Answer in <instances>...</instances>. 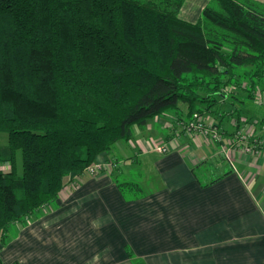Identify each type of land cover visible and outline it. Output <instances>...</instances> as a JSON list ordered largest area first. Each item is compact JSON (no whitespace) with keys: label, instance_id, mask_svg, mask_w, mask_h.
Segmentation results:
<instances>
[{"label":"trees","instance_id":"trees-1","mask_svg":"<svg viewBox=\"0 0 264 264\" xmlns=\"http://www.w3.org/2000/svg\"><path fill=\"white\" fill-rule=\"evenodd\" d=\"M185 1L0 0L1 242L150 119L170 117L185 133L181 120L212 114L220 101L240 114H228L235 129L264 123L244 120L241 106L264 96V3L211 0L191 22L180 16ZM243 84L245 98L230 95ZM225 158L221 171L213 162L202 176V164L194 168L200 182L232 171ZM133 168L113 172L127 199L157 189L155 172Z\"/></svg>","mask_w":264,"mask_h":264},{"label":"crops","instance_id":"crops-1","mask_svg":"<svg viewBox=\"0 0 264 264\" xmlns=\"http://www.w3.org/2000/svg\"><path fill=\"white\" fill-rule=\"evenodd\" d=\"M173 124L158 116L136 127L132 140L105 155L118 161L113 171L84 173L64 187L55 209L14 224L12 240L0 242L4 263L264 264V152L232 150L229 138L226 146L204 134L190 138ZM166 143L167 152L156 149ZM137 157L158 184L129 200L113 172L132 170ZM223 157L232 171L201 183L194 168L213 162L221 171Z\"/></svg>","mask_w":264,"mask_h":264},{"label":"rangeland","instance_id":"rangeland-1","mask_svg":"<svg viewBox=\"0 0 264 264\" xmlns=\"http://www.w3.org/2000/svg\"><path fill=\"white\" fill-rule=\"evenodd\" d=\"M257 1H260L262 3H264V0H257ZM211 2V0H186L185 3H184V6L182 7L181 11H180V16L185 19V20H188V21H191V22H195L198 20V18L201 16L203 10L205 9V7ZM244 85L241 86V87H238L236 89H234L233 92L230 93V95L233 93V94H236L237 96H240L242 98H245L246 95H245V91H244ZM227 87V86H226ZM226 89V88H225ZM258 95H259V98H256V99H252V100H248L246 102V104H242L241 106L244 107L245 111L243 112V118L244 120H246V118L248 119L249 117L252 119V120H257L259 118H262L264 116V106H262L260 104L263 103L264 101V96L258 92ZM260 99V100H259ZM181 106L184 110V112L186 113L187 112V104L182 102L181 103ZM225 108L227 110H230L231 107L229 105L225 106L224 105V109H223V105L221 104V102H217L216 105L213 107V111H210V113L212 114H209V112L207 114H204L205 118L207 119V124L212 126L211 124L209 123H213L215 124L214 126L216 127L215 130L213 131H209V132H206V131H203V132H198V134H204L205 137H207V139L210 140L212 139L211 142H214L217 144L216 141H223L222 143L225 144V136L223 137L222 136V133H223V129H231L233 126L231 124V121H232V117L229 116L228 114L230 115H233V118H237L240 114H235V113H232L230 111H225ZM234 108V107H233ZM216 110V111H215ZM215 111V112H214ZM213 115L217 118H213ZM249 118V119H250ZM242 119V118H241ZM219 120V122H218ZM235 120V119H234ZM222 123V124H221ZM249 123V122H248ZM175 126V125H174ZM256 126V124H254L253 126L252 125H249V126H245L243 128H238V125H237V129L236 128V125H234V128H232V130L228 131L229 133H225L226 135H229L231 134V138H229V142L227 143V146L225 144L226 147H230L233 148L232 150H239L240 152H246V153H253V154H260V153H263L264 152V148H261V147H256L254 148L253 146H250L251 147V150H247V147L244 146V144L242 143L241 144V141L240 139L238 138V136H243V135H247L248 138H253L256 137V133L253 131V128ZM223 128V129H222ZM136 129V128H135ZM234 129V130H233ZM256 129L258 130V133H261V134H264V123L262 124H259L256 126ZM212 132H217L218 133V137L221 138L218 139L217 137H214V136H208L210 133ZM196 134V133H195ZM208 134V135H206ZM190 138H192L193 135H188ZM146 137H149V134L146 135ZM258 137H262V136H258ZM7 139H8V135L7 133L3 132L1 134V139L0 141L2 143H6L7 142ZM230 140H232L231 144H230ZM244 141L247 140V138H244L243 139ZM164 145V144H163ZM245 147V148H244ZM156 149H159V146L156 147ZM161 152V151H160ZM112 158V157H111ZM113 160H110V159H105V157H100L99 158V161L103 164H106L107 166V169L106 170H114V165L113 163L116 162V160L114 158H112ZM139 162H142V161H139ZM211 162V161H209ZM208 162V163H209ZM109 164V165H108ZM213 164L212 162L210 164H205L203 163L201 166H198L196 168V171L198 174L201 175V173H204V172H208L207 170H205L206 167H208L209 165ZM1 168V167H0ZM3 170H8L10 167H2ZM16 169H17V173L18 175H21L22 174V156H21V152L18 151L17 152V157H16ZM134 169V168H133ZM103 170H101L100 172H102ZM98 172V173H100ZM97 173V174H98ZM96 175V174H95ZM202 176V175H201ZM210 177V174L208 175ZM151 178V174L148 173L146 175V178H145V182H149V180ZM205 184H207L205 182ZM19 196H20V193H19ZM130 200V199H129ZM56 202H53L51 204H49L47 207H45L41 213H40V216H43L45 214V212H50L52 211V209H55L56 207ZM27 222V221H26ZM25 222V223H26ZM23 223V224H25ZM11 232V237L8 239L7 242H4V243H8L9 241L12 240V238L15 236V234L17 233L15 228H12L10 230ZM1 242V241H0ZM2 259V258H1ZM3 260V259H2ZM4 262V261H3ZM19 263V262H18ZM20 264V263H19Z\"/></svg>","mask_w":264,"mask_h":264},{"label":"built area","instance_id":"built-area-1","mask_svg":"<svg viewBox=\"0 0 264 264\" xmlns=\"http://www.w3.org/2000/svg\"><path fill=\"white\" fill-rule=\"evenodd\" d=\"M207 123H208L207 119L205 118L204 115L196 113L189 120H181L180 124H182L183 129H184V131H185V133L187 135H193V134L198 133V132H203V131L209 132V131L215 130V128H216L214 126L215 124H213L211 122L209 124H211L212 126H210ZM206 135H208V134H206ZM210 135L214 136V137H217L218 139L221 140V138L218 137V133L217 132H212L208 136H210ZM238 138L240 139L241 144L243 143L245 147L248 146L247 150H251L250 146H253L254 148H256L258 146L261 147V148H264V138L260 139V138L253 137L252 138V143L248 144V145H246L245 141L243 140L244 138L248 139L247 135L238 136ZM231 142H232V140H230V144H231ZM167 145L168 144L159 146L158 150L161 151V152H167L169 150V147ZM106 166H107L106 164H103L100 161H98V162L93 163L91 166H89L88 169H87V172L89 174H97L101 170H104L106 168Z\"/></svg>","mask_w":264,"mask_h":264}]
</instances>
